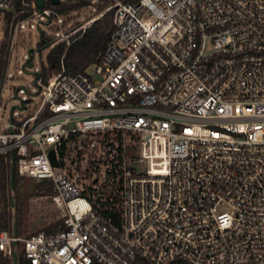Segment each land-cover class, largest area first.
Masks as SVG:
<instances>
[{
    "label": "built area",
    "instance_id": "built-area-1",
    "mask_svg": "<svg viewBox=\"0 0 264 264\" xmlns=\"http://www.w3.org/2000/svg\"><path fill=\"white\" fill-rule=\"evenodd\" d=\"M15 1L0 157L51 183L65 231H0V262L15 241L28 264H264V0H33L37 30L102 2L113 30L90 72L40 75L22 119L3 105Z\"/></svg>",
    "mask_w": 264,
    "mask_h": 264
},
{
    "label": "rangeland",
    "instance_id": "rangeland-1",
    "mask_svg": "<svg viewBox=\"0 0 264 264\" xmlns=\"http://www.w3.org/2000/svg\"><path fill=\"white\" fill-rule=\"evenodd\" d=\"M31 3L33 0L30 1ZM109 6V3L102 2L92 6H82L77 8L62 9L53 11L50 14L51 23L49 25H42L39 27L44 32L43 39L46 43H52V45L43 51L33 53L32 64L33 68L21 69L22 62H26L28 59L27 51L29 49H40L44 43L38 40L39 33L36 23L44 22V18H37L32 10L19 11L13 6V13L8 14L10 17L8 20L9 28H13L11 48L12 62L10 64L8 78L9 87L11 89V95L7 92L3 96V105L6 108L5 116L9 114V110L12 106L17 105L18 101L13 97L15 91L18 88L17 96L24 102L26 101L28 111L20 114L18 110H14L15 118H25L28 112L32 111L35 106H38L40 98L44 95V90L39 92V88L34 84L35 76L33 73L40 72L44 80H47L54 74L65 72L63 65V57L61 59V68L58 72H53L49 69L46 61L47 54L53 50L56 46L65 45L68 47L75 42L80 35L95 22L96 20L103 19L109 11L99 8L105 5ZM106 5V6H107ZM24 15V16H23ZM15 16V18H13ZM30 18L31 21L20 25L22 21ZM4 23L0 21V39L3 34ZM16 28V30H15ZM9 34L7 33L3 42L5 45L8 43ZM93 65L89 66L84 72H90ZM28 93V95H26ZM35 96L28 102V98ZM38 182L28 179H23L20 182L18 193L14 196L11 192L8 194L6 200L0 198V212L5 209L8 210L6 204L10 202V197H14V207L9 209L11 212L12 223L16 222L17 235L27 236L31 233L45 230L51 224L61 221V212L51 202L50 196L39 197L33 193V188ZM15 200L17 207L15 205ZM13 235V233H12ZM17 256H21L23 253V244L18 243L15 247Z\"/></svg>",
    "mask_w": 264,
    "mask_h": 264
},
{
    "label": "trees",
    "instance_id": "trees-1",
    "mask_svg": "<svg viewBox=\"0 0 264 264\" xmlns=\"http://www.w3.org/2000/svg\"><path fill=\"white\" fill-rule=\"evenodd\" d=\"M31 0H16L14 8L21 11L25 8ZM129 3H135L138 0H126ZM107 5V4H106ZM99 8V11L106 9L107 6ZM9 16V15H8ZM6 16V22L9 18ZM24 16V15H23ZM103 19L96 20L90 25L79 38L73 42L71 45L66 47L65 45L56 46L51 50L47 56L46 61L49 69L53 72L60 71L61 59L63 57V65L65 68V73L69 75H76L78 73H83L89 66L97 63L99 57L104 53L106 46L110 41V36L113 30L111 23V13L103 16ZM6 45L1 42L0 45V80L3 70L6 66ZM41 74V73H40ZM42 76V74H41ZM10 158L9 156L0 157V198L6 200L10 190ZM23 179L20 178L15 171L14 177V190L12 194L16 196L18 193L20 182ZM33 193L35 196L45 197L53 194V188L49 181H41L35 185L33 188ZM15 205L16 200H15ZM8 210L0 212V231H7L10 234L13 233V223L11 218V203L6 204ZM46 234H57L59 232L65 231L62 221H58L51 224L45 230H42ZM40 232V231H38ZM0 264H10L9 258H4ZM17 264H28L25 260L23 254L17 256ZM132 264H144L140 261H136ZM175 264H179L176 262Z\"/></svg>",
    "mask_w": 264,
    "mask_h": 264
},
{
    "label": "water",
    "instance_id": "water-1",
    "mask_svg": "<svg viewBox=\"0 0 264 264\" xmlns=\"http://www.w3.org/2000/svg\"><path fill=\"white\" fill-rule=\"evenodd\" d=\"M50 2L51 5H58L59 2L58 0H48ZM35 2V5L36 7L38 8V10L41 12L42 11V8L43 6L45 5V0H34ZM50 24V18L47 17V25ZM38 33H39V37H38V40L42 43H44V45L38 49V50H35V49H29L27 51V55H28V59L26 60V62H24L21 66V69L24 70L25 68H33V64H32V59H33V53H38L40 51H43V50H46L50 47L51 43H46L43 39V36H44V32L42 30H38ZM33 75L35 76V79H34V84L37 85V80L38 78L40 77V73L37 72V73H33ZM19 89H22V88H18L16 91H15V97H16V100L22 105V110L25 109V106L23 104V101L20 97L17 96V92ZM26 95H28V93H26ZM15 109H19L16 105L12 106L11 107V110H10V113L12 114V112L15 110ZM50 159H51V162L53 165H56V162L54 160V155H53V152H50ZM14 177H15V169H14V163H13V157L11 156V159H10V180H9V184H10V190H11V193L13 192L14 190ZM10 203H11V207L13 208L14 207V197L11 196L10 197ZM13 236L14 238H16L18 235H17V225H16V222L13 223ZM16 242L14 241L12 243V263L13 264H17V254L15 252V247H16Z\"/></svg>",
    "mask_w": 264,
    "mask_h": 264
}]
</instances>
